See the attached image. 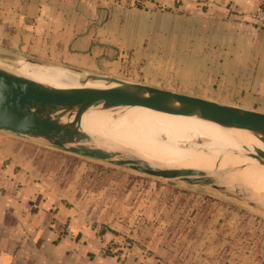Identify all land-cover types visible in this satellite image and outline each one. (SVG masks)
Returning a JSON list of instances; mask_svg holds the SVG:
<instances>
[{"label": "crops", "instance_id": "0c3cea01", "mask_svg": "<svg viewBox=\"0 0 264 264\" xmlns=\"http://www.w3.org/2000/svg\"><path fill=\"white\" fill-rule=\"evenodd\" d=\"M260 1L0 0V54L91 66L113 54L118 38H130L131 17L146 25L166 15L244 34L261 53L264 73V39L248 38L264 27L228 9L234 4L247 13ZM82 165L75 154L0 131V264H264V223L257 217L203 200L198 228L176 227L170 243L158 228L136 234L143 220H114L82 198ZM251 221L257 247L242 248L237 235Z\"/></svg>", "mask_w": 264, "mask_h": 264}, {"label": "rangeland", "instance_id": "374dc122", "mask_svg": "<svg viewBox=\"0 0 264 264\" xmlns=\"http://www.w3.org/2000/svg\"><path fill=\"white\" fill-rule=\"evenodd\" d=\"M131 21L136 28H132L130 38L125 40L128 34L118 38L120 41L116 40L113 54L100 55L95 65L79 67L15 56H4L0 63H9L13 58L32 59L264 112V73L258 67L261 53L247 43L244 34L166 15L151 17L146 25H143V18L131 17ZM154 24L159 29L155 30ZM263 35L256 33L248 38L263 40ZM77 157L83 164L82 173L77 176L82 198L104 208L114 220L126 218L135 225L137 220H143L136 234L147 235L158 228L170 243L171 230L176 227L182 231L192 226L198 228L203 200L223 201L240 217H257L264 223V190L261 188L255 193L248 188L246 194L240 195L228 187L216 190L210 185L191 184L179 178L152 176L106 160ZM243 158L239 156V160ZM226 164L228 162L223 166ZM208 168L211 169L210 166L205 169ZM228 183L220 182L225 186ZM196 210L200 211L196 213ZM174 216L176 221L171 222ZM144 222L147 228L142 225ZM242 229L245 231L237 235L244 239L240 246L256 248L259 236L255 225L251 221Z\"/></svg>", "mask_w": 264, "mask_h": 264}, {"label": "water", "instance_id": "95a60500", "mask_svg": "<svg viewBox=\"0 0 264 264\" xmlns=\"http://www.w3.org/2000/svg\"><path fill=\"white\" fill-rule=\"evenodd\" d=\"M63 68L78 74L80 86L60 87L42 83L0 66V131L77 156L127 165L152 176L179 178L191 184L210 185L216 190L228 187L240 195L248 192L246 185L238 186L230 179V174L241 166L228 163L219 167L218 163L227 155L243 156L255 150L239 140V131L249 133L264 145V112L112 76L88 74L79 68ZM136 105L216 124L239 140V148L218 153L211 169L178 167L169 165L164 159L146 156L117 139L81 127V117L87 110L115 111L119 107ZM202 152L210 153L207 150ZM254 158L256 164L264 166V152H258ZM221 181L229 183L225 186L220 184Z\"/></svg>", "mask_w": 264, "mask_h": 264}, {"label": "bare ground", "instance_id": "6f19581e", "mask_svg": "<svg viewBox=\"0 0 264 264\" xmlns=\"http://www.w3.org/2000/svg\"><path fill=\"white\" fill-rule=\"evenodd\" d=\"M2 58L4 56L0 54V59ZM13 59H7L9 63H0V66L38 82L60 87L80 86L78 74L63 67ZM80 124L84 129L125 144L152 150L144 154L164 159L169 165L178 167L212 168L218 153L239 148L238 141L241 140L247 147H254L255 150L244 154L241 160L239 156L227 155L219 161L218 166L236 162L234 166L241 167L230 174V179L246 185L253 193L260 188L264 190V166L256 164L254 158L258 152H264V145L247 132L239 131L238 140L216 124L139 105L119 107L115 111L87 110L82 115ZM203 150L210 153H204Z\"/></svg>", "mask_w": 264, "mask_h": 264}, {"label": "built area", "instance_id": "2783aa9c", "mask_svg": "<svg viewBox=\"0 0 264 264\" xmlns=\"http://www.w3.org/2000/svg\"><path fill=\"white\" fill-rule=\"evenodd\" d=\"M130 1L132 4H137L141 2V0H130ZM228 9L231 13L239 15V16L247 15L253 20V22L258 24L259 26L264 27V0H261L254 10L249 11L247 13L241 11L234 4H229Z\"/></svg>", "mask_w": 264, "mask_h": 264}]
</instances>
